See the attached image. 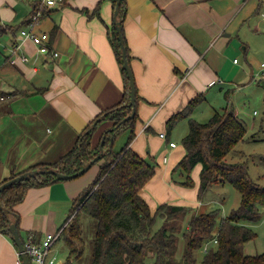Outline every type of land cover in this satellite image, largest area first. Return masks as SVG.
I'll use <instances>...</instances> for the list:
<instances>
[{"label": "crops", "instance_id": "obj_1", "mask_svg": "<svg viewBox=\"0 0 264 264\" xmlns=\"http://www.w3.org/2000/svg\"><path fill=\"white\" fill-rule=\"evenodd\" d=\"M248 1L125 0L122 33L139 96L130 147L154 164L153 156L158 161L154 177L140 191L152 213L162 203L204 211L212 202L204 200L208 190L197 196L200 163L192 169L194 186L171 180V169L185 151L172 132L188 119L178 120L168 131L166 122L197 96L206 99L214 85L251 80L250 63L235 57L248 46L241 35ZM31 7L28 0L22 11L15 6L0 9V91L6 98L0 101V182L31 165L57 161L96 115L121 101L124 89L108 34L114 22L112 0H64L43 10L36 26L48 33L50 48L59 52L56 57L39 52L29 38L20 36ZM259 81H264L260 75ZM110 123H98L93 145ZM163 127L164 140L156 135ZM122 131L127 139L130 129ZM170 140L176 146H170ZM96 170L94 164L77 177L28 188L11 220L22 240L32 236L40 241L60 227ZM21 261L12 238L0 231V264Z\"/></svg>", "mask_w": 264, "mask_h": 264}, {"label": "trees", "instance_id": "obj_2", "mask_svg": "<svg viewBox=\"0 0 264 264\" xmlns=\"http://www.w3.org/2000/svg\"><path fill=\"white\" fill-rule=\"evenodd\" d=\"M112 2L115 9L116 0ZM119 4L116 19L120 20L122 32L126 14L125 0H120ZM98 5L97 3L96 9ZM30 6L31 12L27 15L26 24L38 10V6L31 1ZM44 9L46 8L42 7L39 19ZM0 28L2 29L1 25ZM108 34L125 80L121 101L96 115L78 134L74 147L57 161L31 165L27 169L49 167L60 173L73 174L90 161L99 152L100 145H103L98 173L73 199L67 216L69 220L61 234L68 247L64 264H76L88 248V264H141L148 254L154 256L155 264H264V250L256 254H246L243 251L244 243L257 236L247 222H254L261 217L264 183H259L250 176L246 161L228 160L229 152L244 139L246 133L245 124L229 106L215 110L206 121H197L191 116L195 106L203 98L197 96L182 111L167 119V131L185 117L189 124L188 131L181 139L185 149L184 156L171 169L172 174L182 175L184 179H172L182 186H194L191 172L200 163L198 198L215 185L228 182L239 192L240 204L222 217L218 214V209L197 211L186 205L171 203L159 204L153 213L150 211L140 191L154 175L155 167L150 159L137 155L130 147L137 112L132 118L123 120L132 110L129 105V80L122 62L114 22L110 25ZM127 58L129 61L128 49ZM225 93L228 97V91ZM135 95L137 100L139 96L137 93ZM96 119L97 122L91 126ZM106 120L111 122L109 127L101 134L99 143L93 145L91 140L96 126ZM126 128L130 129L126 143L120 149H114V140ZM18 173L10 174L1 182ZM54 178V174L46 173L4 188L0 193V231L12 238L9 225L17 216L16 204L23 199L28 188L46 185ZM82 214L94 220L91 239L85 234L89 225L84 224ZM187 216L186 227L182 229L181 221ZM158 220L161 224L156 227ZM179 232H182L185 244L182 254L177 256ZM204 246L206 248L202 258L197 260L195 251Z\"/></svg>", "mask_w": 264, "mask_h": 264}, {"label": "rangeland", "instance_id": "obj_3", "mask_svg": "<svg viewBox=\"0 0 264 264\" xmlns=\"http://www.w3.org/2000/svg\"><path fill=\"white\" fill-rule=\"evenodd\" d=\"M11 1L12 0H0V9L12 8L15 6L18 10L22 11L27 7L28 0H13L15 4ZM248 3L249 5L245 8V11H248L246 15L247 19L245 20V27L242 28L241 35L249 47L247 46L246 52L242 50V54L235 57L240 61L246 59L250 63L252 71L251 80L243 84L214 85L206 94V99L200 101L195 106V111L191 116L197 121H206L215 110L222 109L224 106L233 108L238 118L245 124L246 133L244 139L238 142L234 149L229 152L228 160L246 161L250 176L257 182L264 183V176H262L264 174V157H262L264 155V84L259 81L261 71L260 64L264 61V20H262L264 14V0H249ZM225 91H228V97H226ZM184 126L185 131H183ZM188 129L189 124L184 121L182 127H176L172 132L173 137L179 141L182 147V138L180 137H183ZM160 131L166 130L164 127L161 130L158 129L156 133L157 137H160ZM125 137L124 131L118 134L114 140V149L118 150L122 147L126 140ZM163 154H165V150ZM151 159H154L155 164L158 163L156 157L153 156ZM94 164H97V172L101 161H96L92 165ZM91 168L92 166L89 169ZM193 171L194 170H192V172ZM97 173L92 177L91 182L96 177ZM170 176L171 180L172 178L180 181L184 179V176L178 175L177 173H171ZM152 177H154V175ZM210 199L212 202L202 208L208 211L218 209L220 217L227 216L231 209L237 207L241 201L237 189L233 184L228 182H225L223 185H215L214 188L209 189L204 200ZM260 214L261 217L258 220L247 222L251 229L257 233V236L244 243L243 251L246 254L261 253L264 250V204L260 207ZM188 217L189 216H187V218L185 217V219L181 221L182 229L186 227V219L188 220ZM81 219H83L86 226L89 225L87 231L85 230V234L88 239H91L93 237L92 233L94 227L92 224L94 220L85 214H82ZM160 224L161 221L158 220L156 227ZM178 234L179 239L177 242L178 248L176 250V255L180 256L184 250L185 242L181 237L182 232ZM51 250V254L55 257V260L60 262V264H64L68 253V247L62 237L55 242ZM203 253L204 247L197 249L195 251L196 259L200 260ZM89 257L90 249L88 248L76 264H88ZM141 264H155L154 256L148 254Z\"/></svg>", "mask_w": 264, "mask_h": 264}, {"label": "built area", "instance_id": "obj_4", "mask_svg": "<svg viewBox=\"0 0 264 264\" xmlns=\"http://www.w3.org/2000/svg\"><path fill=\"white\" fill-rule=\"evenodd\" d=\"M38 6L37 12L33 15L30 22L27 24V27L25 29H20V36L24 39H30L34 45L37 47V50L41 53L50 54L52 56H58L59 52L52 50L48 44L49 42V36L46 31H42L37 29V24L39 22V17L41 15V9L44 8H53L56 7L58 4H60L63 0H29ZM23 60H26V57H22ZM233 61H236V59H233ZM260 76H262V79L264 80V61L261 62V72ZM5 99V94L0 91V101ZM160 137L165 139L166 133L164 131L159 133ZM170 146H176V142L170 140L169 142ZM164 160H166V157H164ZM69 218L55 231H48L44 234L43 239L40 241L35 240L34 237L30 236L26 239L22 240L23 245V251L26 252L30 264H60V262H57L55 260V257L52 256V247L55 244V242L62 237V231L66 223L68 222ZM215 242V241H214ZM206 246H204V249ZM20 254V251H19Z\"/></svg>", "mask_w": 264, "mask_h": 264}, {"label": "water", "instance_id": "obj_5", "mask_svg": "<svg viewBox=\"0 0 264 264\" xmlns=\"http://www.w3.org/2000/svg\"><path fill=\"white\" fill-rule=\"evenodd\" d=\"M120 0H116V7L114 10V23L116 25V31L118 34V38H119V44H120V49H121V58H122V62L124 65V68L126 70V74H127V78L129 80V95H130V101H129V105L131 106V113L129 115H127L123 120L132 118L135 115V106H136V87H135V80L133 79V73H132V69H131V65H129V61L127 58V49L125 47V43H124V35L121 32V25H120V20L118 21L116 19V16L118 14L119 11V4ZM262 84H264V81L262 82ZM98 119H96L94 122H92L91 126H93ZM102 153H103V145L101 144L99 147V152L93 156V158L88 161L87 163L83 164L82 167L77 170V172L73 173V174H66V173H60L57 170H54L52 168L49 167H39V168H34L31 170H27V171H23L20 172L18 174H16L15 177L7 179L3 182H1L0 184V193L1 191L8 187L11 186L13 184H15L16 182H20L22 180H28L31 179V177H36L38 175H46V173H51L55 175L54 180H62V179H69V178H74L77 177V175L82 174L83 172H85L87 169H89L92 164L98 160H100L102 157ZM9 231L10 234L12 236V240L15 243L17 250L20 251V257H21V262L22 264H30V260L26 254L25 251H23V245H22V237L19 234L18 228H17V223L15 221H11L10 225H9Z\"/></svg>", "mask_w": 264, "mask_h": 264}]
</instances>
